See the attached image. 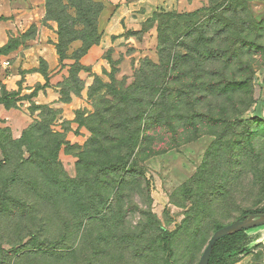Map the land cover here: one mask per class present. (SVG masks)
Masks as SVG:
<instances>
[{"label": "rangeland", "instance_id": "1", "mask_svg": "<svg viewBox=\"0 0 264 264\" xmlns=\"http://www.w3.org/2000/svg\"><path fill=\"white\" fill-rule=\"evenodd\" d=\"M49 18L53 69L0 47V264H198L264 211V2L52 0ZM238 246L228 264H264V227Z\"/></svg>", "mask_w": 264, "mask_h": 264}, {"label": "crops", "instance_id": "2", "mask_svg": "<svg viewBox=\"0 0 264 264\" xmlns=\"http://www.w3.org/2000/svg\"><path fill=\"white\" fill-rule=\"evenodd\" d=\"M46 4L47 0H0V47L6 46L11 38L18 37L19 48L29 47L27 51L32 50L38 59L47 60L53 69L57 61L50 39L55 42V34L52 35L55 24L46 20ZM32 28L36 30V35L30 40L25 39L24 33ZM48 52L51 53L50 60L46 55Z\"/></svg>", "mask_w": 264, "mask_h": 264}, {"label": "trees", "instance_id": "3", "mask_svg": "<svg viewBox=\"0 0 264 264\" xmlns=\"http://www.w3.org/2000/svg\"><path fill=\"white\" fill-rule=\"evenodd\" d=\"M252 1H262V2H264V0H252ZM51 2H52V0H47V4H46V10H47L46 20L47 21H50L49 15H50V4H51ZM196 13H198V11H195V12H192V13H188V14L190 15V14H196ZM171 14H174V13L173 12H169V13L162 12V13H160L158 15L168 16V15H171ZM188 14H178V15L179 16H184V15H188ZM15 42H18V41H15ZM11 43H12V41H10L3 48L9 47ZM18 46H19V44H16L15 43V46H14V48L12 50L17 49ZM3 48H1V49H3ZM12 50H10L9 52H12ZM58 53L61 56V52H60L59 49H58ZM142 128H143L142 129L143 134H142V141H141V143L144 142V139L146 137L145 136V132L147 131V129H146L145 126L142 127ZM136 146H138L137 145V142L134 143V148H136ZM190 185H191V183H188L184 187V190H186V192H188L187 194H189V192L191 190V189H189V186ZM254 214H264V211L263 210L262 211H255V212H252L250 214H247L246 213L243 218H245V217H247L249 215H254ZM223 227H217L216 228V231L219 230V229H221V228H223ZM248 231H250V230H248ZM248 231H242V232L237 233V234H235L233 236H229V237H226V238L220 240L215 245V247L213 249V253H212L211 260H210V263L209 264H228V261L230 259H232L233 257L238 256V255H241L243 253H246L247 252V249H244V248L239 247L238 246V242L245 236V234ZM165 264H172V263L169 260H166Z\"/></svg>", "mask_w": 264, "mask_h": 264}, {"label": "water", "instance_id": "4", "mask_svg": "<svg viewBox=\"0 0 264 264\" xmlns=\"http://www.w3.org/2000/svg\"><path fill=\"white\" fill-rule=\"evenodd\" d=\"M259 227H264V214L249 215L217 230L211 237L198 264L210 263L213 249L220 240L242 231H248Z\"/></svg>", "mask_w": 264, "mask_h": 264}]
</instances>
